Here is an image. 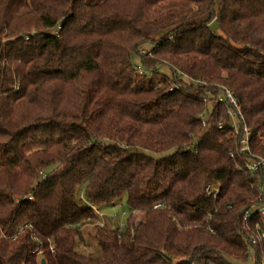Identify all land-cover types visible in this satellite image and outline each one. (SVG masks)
<instances>
[{
  "label": "trees",
  "instance_id": "1",
  "mask_svg": "<svg viewBox=\"0 0 264 264\" xmlns=\"http://www.w3.org/2000/svg\"><path fill=\"white\" fill-rule=\"evenodd\" d=\"M258 157L264 0H0V264H264Z\"/></svg>",
  "mask_w": 264,
  "mask_h": 264
},
{
  "label": "rangeland",
  "instance_id": "2",
  "mask_svg": "<svg viewBox=\"0 0 264 264\" xmlns=\"http://www.w3.org/2000/svg\"><path fill=\"white\" fill-rule=\"evenodd\" d=\"M215 26V25H213ZM135 60V58H134ZM200 118H204L200 115ZM233 126L238 127V123L233 118ZM234 129V127H233ZM83 202V201H82ZM102 216L104 218L105 226H99L97 224H86L82 227V234L86 240V243H80L77 248L81 251L92 253L94 255H98L99 250L96 246V236L102 232V230H109L111 229L112 225L113 227H118L122 229L127 217L129 216V210L126 206L125 200L123 199L121 202L113 205V206H104L101 208ZM137 216V220H140L143 218L142 214L139 212H135Z\"/></svg>",
  "mask_w": 264,
  "mask_h": 264
},
{
  "label": "built area",
  "instance_id": "3",
  "mask_svg": "<svg viewBox=\"0 0 264 264\" xmlns=\"http://www.w3.org/2000/svg\"><path fill=\"white\" fill-rule=\"evenodd\" d=\"M225 96L227 98V100L232 103V105L234 106V108L236 109L233 112H229L230 116L232 117V119L234 117H236V115L240 116V107L237 103V101L235 100L232 92L229 89H225ZM234 127V131L238 132L239 127L237 126H233ZM242 131V136L239 140V151L243 152V153H250V148H249V130L248 128L243 125L241 128ZM247 169L250 171V173L254 176L257 172L258 166L259 165H263L264 166V158L258 157V158H253L251 161H248L245 163ZM206 191L208 194H212L213 196L216 194L217 189H214L211 186H207L206 187ZM95 209V208H94ZM96 212H98L95 209ZM258 213L259 215L262 217L263 221H264V205L260 206L258 209ZM98 214H100L98 212ZM101 215V214H100ZM249 217V214L246 213L243 216V221L245 222L247 220V218ZM100 226L104 227V221L101 220V222L99 223ZM250 239H251V243L253 245H255L257 242H259L261 239H264V228L258 229L256 233H251L250 235Z\"/></svg>",
  "mask_w": 264,
  "mask_h": 264
},
{
  "label": "crops",
  "instance_id": "4",
  "mask_svg": "<svg viewBox=\"0 0 264 264\" xmlns=\"http://www.w3.org/2000/svg\"><path fill=\"white\" fill-rule=\"evenodd\" d=\"M111 227H113V225Z\"/></svg>",
  "mask_w": 264,
  "mask_h": 264
}]
</instances>
